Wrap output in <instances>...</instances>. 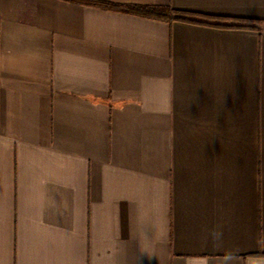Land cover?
<instances>
[{"label":"crops","instance_id":"crops-1","mask_svg":"<svg viewBox=\"0 0 264 264\" xmlns=\"http://www.w3.org/2000/svg\"><path fill=\"white\" fill-rule=\"evenodd\" d=\"M0 0V264H264V0Z\"/></svg>","mask_w":264,"mask_h":264},{"label":"trees","instance_id":"trees-1","mask_svg":"<svg viewBox=\"0 0 264 264\" xmlns=\"http://www.w3.org/2000/svg\"><path fill=\"white\" fill-rule=\"evenodd\" d=\"M78 3H85L90 5L99 6L102 8L114 9L123 12L133 13L147 18L173 22V21H186L196 22L221 27H235L256 29L257 22L254 20L242 19H226L219 17H212L208 15L192 13L189 11L178 10L171 5H123L114 4L102 0H69Z\"/></svg>","mask_w":264,"mask_h":264}]
</instances>
